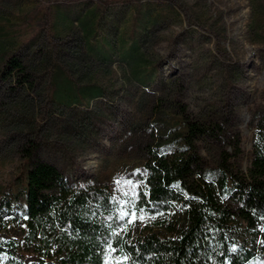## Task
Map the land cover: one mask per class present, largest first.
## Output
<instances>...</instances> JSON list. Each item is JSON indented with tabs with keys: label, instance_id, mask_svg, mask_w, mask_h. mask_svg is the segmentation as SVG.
I'll list each match as a JSON object with an SVG mask.
<instances>
[{
	"label": "rangeland",
	"instance_id": "374dc122",
	"mask_svg": "<svg viewBox=\"0 0 264 264\" xmlns=\"http://www.w3.org/2000/svg\"><path fill=\"white\" fill-rule=\"evenodd\" d=\"M262 115L264 0H0L3 189L19 188L31 153L132 219L149 149L174 150L184 118L229 153L239 137L229 160L246 172ZM198 148L215 178L219 145ZM245 264H264V236Z\"/></svg>",
	"mask_w": 264,
	"mask_h": 264
},
{
	"label": "trees",
	"instance_id": "16d2710c",
	"mask_svg": "<svg viewBox=\"0 0 264 264\" xmlns=\"http://www.w3.org/2000/svg\"><path fill=\"white\" fill-rule=\"evenodd\" d=\"M17 65L11 55L5 68ZM101 95L100 85H84ZM172 151L150 148L135 216L111 212L102 187L72 185L52 163L27 153L17 190L0 187V264H245L264 236V115L252 138V159L238 171L214 127L184 118ZM214 136V137H205ZM200 139L219 145L210 178ZM142 210V211H141ZM143 216L144 226L138 219ZM132 223H129V221ZM121 222L123 224L121 225ZM112 248H109L108 243ZM127 256L129 259L125 260Z\"/></svg>",
	"mask_w": 264,
	"mask_h": 264
},
{
	"label": "snow or ice",
	"instance_id": "6c2138e0",
	"mask_svg": "<svg viewBox=\"0 0 264 264\" xmlns=\"http://www.w3.org/2000/svg\"><path fill=\"white\" fill-rule=\"evenodd\" d=\"M141 211H142V210H141ZM123 215H127V213H125V214H123ZM133 216H135V213H133ZM140 219H143V216H141ZM129 223H132V221L130 220ZM108 246H109V248H112L110 242L108 243ZM112 251H115V248H112ZM124 259L127 260V259H129V257L125 256ZM105 264H108L107 259L105 260Z\"/></svg>",
	"mask_w": 264,
	"mask_h": 264
}]
</instances>
